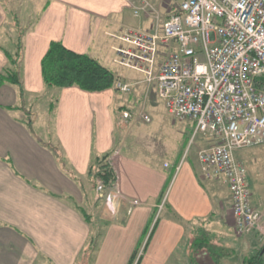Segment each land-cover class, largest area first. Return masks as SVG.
<instances>
[{
	"label": "crops",
	"instance_id": "crops-1",
	"mask_svg": "<svg viewBox=\"0 0 264 264\" xmlns=\"http://www.w3.org/2000/svg\"><path fill=\"white\" fill-rule=\"evenodd\" d=\"M22 1L0 0V71L8 65L4 50L14 51L20 30L22 56L18 72L24 90L20 98L17 85L0 84V264H75L90 232V224L78 206L91 212L101 225L90 264H127L152 212V221L132 264H190L188 245L201 228L212 234L214 243L228 247L225 235L228 238L233 228L231 208L224 220V206L216 197L217 181L200 176L194 152L204 137L198 136L192 151L189 148L184 153L192 122L172 118L163 102L162 111L169 117L155 118L154 110L161 100L157 95L158 105L153 104L151 85L143 79V72L134 76L113 72L117 79L132 84L128 92L114 88H54L42 81L40 60L51 39L85 52L110 68L115 62V48L122 45L118 36L124 26L149 28L151 17L135 16L127 0ZM18 8H23V12ZM13 15L19 29L13 23ZM46 92L56 97L52 107L51 99L47 105L50 126L44 124L40 131L36 127L37 108ZM141 110L151 117L149 129L160 128L168 138L158 141L153 137H130L138 122L144 121L139 115ZM25 112L32 117V131L24 121ZM124 112L129 116L124 117ZM124 123L128 125L123 126ZM38 138L57 145L65 166L76 178L61 167ZM128 140L145 146L154 156L161 154L163 170L154 172V167L139 166L121 156ZM182 141L186 142L183 147ZM93 149L97 153L111 150L109 161L117 177L112 199L98 198L88 176ZM154 156L151 161H156ZM148 173L156 179L150 192L144 187V175ZM254 187L256 190L257 185ZM133 199L139 204L127 212ZM252 201L262 205L254 191ZM175 213L180 220L174 217ZM223 223L225 234L219 227ZM259 226L264 231V226ZM205 253L200 251L197 255L204 258L205 264H214ZM252 253L247 249L237 260L232 250L221 263L250 264L245 258ZM252 264H264L261 255Z\"/></svg>",
	"mask_w": 264,
	"mask_h": 264
},
{
	"label": "built area",
	"instance_id": "built-area-1",
	"mask_svg": "<svg viewBox=\"0 0 264 264\" xmlns=\"http://www.w3.org/2000/svg\"><path fill=\"white\" fill-rule=\"evenodd\" d=\"M127 3L135 16L147 13L152 22L149 28L124 26L114 60L148 74L155 68L156 92L167 113L192 122L191 138L209 140L198 153L200 176L227 185L233 231L247 235L261 212L237 153L264 144V0H171L163 5L164 18L150 0ZM131 85L115 83L123 92ZM139 115L151 120L143 110ZM116 184L100 186L98 197L114 198ZM129 203L127 212L139 201Z\"/></svg>",
	"mask_w": 264,
	"mask_h": 264
},
{
	"label": "trees",
	"instance_id": "trees-1",
	"mask_svg": "<svg viewBox=\"0 0 264 264\" xmlns=\"http://www.w3.org/2000/svg\"><path fill=\"white\" fill-rule=\"evenodd\" d=\"M12 17L13 23L16 25V16L13 15ZM21 35L22 33L20 32L15 42V49L12 53L3 49L8 58V65L4 66L0 71V84L3 82H10L17 85L18 96L20 98H22L24 93L18 72L19 61L22 56ZM40 70L42 81L47 87L55 86L62 88L76 86L86 91H101L107 88L116 89L115 83L117 81V77L110 68L104 66L97 58L92 57L85 52H77L67 48L60 40L51 39L49 41L48 47L40 60ZM260 81L264 83V77H260ZM52 106L53 103L51 102L50 107ZM10 107L12 106H8V108ZM25 122L28 128L32 131V120L28 118ZM38 141L54 154L61 167L68 174L76 178L74 173L65 166V159L56 144H53L51 141H42L39 138ZM110 154L111 150L104 153H97L93 149L91 152L87 173L96 190H98L100 186L106 189L110 188L117 178L115 170L108 162ZM78 208L83 214L86 222L90 224V232L75 264H89L92 260L91 253H93L96 249L98 239L101 235V225L93 219L91 212L80 206H78ZM153 215L154 212H152L150 219L142 230L127 264H132L133 260L136 258L141 242L152 221ZM174 217L178 220L181 219L176 213L174 214ZM199 231L200 233L197 235H192V240L188 245L187 257L189 263L205 264V261L203 260L204 258L202 259V257L197 255L198 252L200 253V251H205V254L209 256L210 260H212L214 264H222L221 259L230 253L231 248L214 243L212 240L213 236H211L212 234L207 232L205 229L201 228ZM146 243L147 242L145 241L144 247L146 246ZM263 247L264 240L251 255L245 258V261L252 264V261L256 257L263 254Z\"/></svg>",
	"mask_w": 264,
	"mask_h": 264
},
{
	"label": "rangeland",
	"instance_id": "rangeland-1",
	"mask_svg": "<svg viewBox=\"0 0 264 264\" xmlns=\"http://www.w3.org/2000/svg\"><path fill=\"white\" fill-rule=\"evenodd\" d=\"M24 1L25 0H23L22 3ZM150 1L154 4V6H156L160 10L159 11L160 17H162V18L166 17L167 10H165L163 8V5L164 6L171 5V0H161V1L160 0H150ZM18 11L23 12V8H18ZM144 15L149 16V14H147V13H144ZM16 25L18 26V22ZM18 29H19V26H18ZM20 32L21 31L18 30L17 37L19 36ZM17 37H16V39H17ZM110 66H111L110 67L111 70L114 73H117L118 75H122L123 73H128L132 76L140 75L139 71L137 72V71H134L133 69L124 67V66L116 63V61L114 63H112ZM142 74H144L143 79L145 80V82L146 83L148 82L151 85V92H152L151 96H152L153 104L158 105L157 92H156V88H155V79L153 78L155 75V68H154V70L152 69V72L150 74H148V73H142ZM54 88H57V87H54ZM122 94H126V93H122ZM55 97H56L55 94H52L51 92H46L39 99L41 101H40V104L37 108V114L39 117V119L37 120V123H36V127L38 128L37 130L40 129V131H42L44 126H46V125L50 126L51 120L48 119V117H46V111L48 108L47 105H48L50 99L52 100L51 102L54 104ZM161 102L162 101L159 102V106L157 107V109L154 110L155 111L154 112L155 118H156V116L161 117L162 115L169 117L168 114L166 115L165 112L162 111V107H161L162 103ZM25 113L27 114V116L24 118V121H26L28 118L31 117L30 112H25ZM121 116H122V114H121ZM155 118H154V120H155ZM125 121L126 120H124L123 122H125ZM138 123H139V125L137 126V129L133 130L130 137L131 136L135 137V138L138 136H142L143 138L153 137V138H157L158 141L161 138L162 139L164 138V140H165V138H168L166 135H163V132L160 130V128L153 126L152 129H149L148 125L149 124L152 125V122L151 123L150 122L145 123L144 121H142V122H138ZM44 124H46V125H44ZM127 125H128L127 123H124L123 126H127ZM196 138L197 137H194V138H191L190 136L187 137L186 141H188V144H187L188 146L186 148H184L185 150L183 149L185 154L189 148L192 151L193 146L196 142ZM184 142L185 141L181 142L182 147L184 145ZM208 145H209L208 138H203L199 144V147H196L194 149V152H196V155L198 156L199 151L206 148ZM120 155L121 156L124 155L131 162H133L139 166L145 167L146 165H148L152 168L154 167L153 168L154 172L163 170V168L161 166L162 161H163L161 158V156H162L161 154H159V155L156 154L154 156V154L149 152V149L146 148L145 146H139L137 144L130 142L129 140L125 143V146L121 150ZM153 156H154V158H156V161H151V158H153ZM237 157L239 160H241L244 163V165L247 169L248 178H249L250 184H251L252 195H253V191H254L255 194H257V196L259 197L260 202L262 203L261 206L259 204L253 203L254 206L260 210L261 219H260L258 225L256 227H254L250 233H248L247 235H244V236H237L233 233V231H232L233 228H232L231 230H229L228 238H227V235H225L227 242L229 243L228 247L229 248H230V246L233 247V248L231 247V249L233 250V255H235V259L238 260L241 257L240 255L243 256L247 249H250L254 252L256 250V248H258L264 240V237H263L264 231L259 226V225L264 226V145L263 146H257L255 148L250 147L247 149L240 150L237 153ZM165 159L169 160L168 157ZM150 174L151 173L144 175V180H145L144 181V187H145V190L147 192L148 191L150 192L155 187L156 179L154 176H151ZM254 184L257 185L256 190H255ZM215 188H216V190H218V191H216V194H217L216 197L221 201L222 205L224 206L225 212L222 213V217L225 220L227 218V217H225V214L227 213V210L230 207V204H229L230 201L228 200L229 191H228L227 185L221 181H217L215 183ZM141 189L143 190L142 185H141ZM226 189H227V191H226ZM103 198L104 197H102L100 199H103ZM229 199H230V196H229ZM220 210H217V211H220ZM224 223H225V221H224ZM224 223L221 226L219 225V227H221L223 232L225 231L224 228H226ZM227 233H228V230H227ZM224 234H225V232H224ZM230 238H231V240H230ZM91 254H92V256H91V259H92L93 253H91ZM261 259L264 262V253L261 255ZM90 262H89V264H90ZM232 264H237V263H232Z\"/></svg>",
	"mask_w": 264,
	"mask_h": 264
},
{
	"label": "water",
	"instance_id": "water-1",
	"mask_svg": "<svg viewBox=\"0 0 264 264\" xmlns=\"http://www.w3.org/2000/svg\"><path fill=\"white\" fill-rule=\"evenodd\" d=\"M264 251V247L262 248V252Z\"/></svg>",
	"mask_w": 264,
	"mask_h": 264
}]
</instances>
